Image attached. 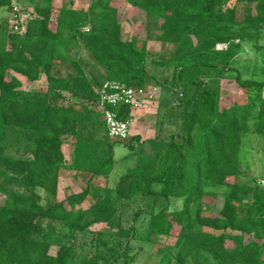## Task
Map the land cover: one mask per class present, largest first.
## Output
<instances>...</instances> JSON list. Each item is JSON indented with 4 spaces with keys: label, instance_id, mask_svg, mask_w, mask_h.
Masks as SVG:
<instances>
[{
    "label": "trees",
    "instance_id": "16d2710c",
    "mask_svg": "<svg viewBox=\"0 0 264 264\" xmlns=\"http://www.w3.org/2000/svg\"><path fill=\"white\" fill-rule=\"evenodd\" d=\"M29 1L23 36L0 18V264H137L142 256L143 264H264V184L242 180L247 140L264 139V96L249 103L256 86L264 94V81L235 76L246 104L228 108L221 107L218 82L234 70L243 43L264 50V0L135 1L151 18H183L162 28L158 39L175 47L160 53L136 39L123 41L117 10L101 0L91 12L71 9L66 0L58 10L53 0ZM14 2L0 0V12L12 15ZM56 61L70 72L62 75ZM162 71L169 73L166 83L157 81ZM43 73L45 92L20 90L16 75L36 82ZM109 81L182 94L179 116L168 111L180 127L166 137L158 130L148 143L152 159L116 168L98 93ZM112 110L119 120L132 118L130 106ZM70 141V171L106 178L86 210L71 211L58 200ZM139 143L138 136L126 143L132 159ZM89 194L69 203L79 205ZM220 194L219 215L204 216L205 201ZM173 200L183 201L181 210L169 211ZM158 201L167 205L158 209ZM193 205L200 208L195 215ZM98 224L109 231L91 234ZM158 236L176 242L164 246Z\"/></svg>",
    "mask_w": 264,
    "mask_h": 264
},
{
    "label": "rangeland",
    "instance_id": "374dc122",
    "mask_svg": "<svg viewBox=\"0 0 264 264\" xmlns=\"http://www.w3.org/2000/svg\"><path fill=\"white\" fill-rule=\"evenodd\" d=\"M66 1L72 2L71 9L82 10L84 12H91L93 8H95L93 4L97 2V0ZM135 1L138 0H101L99 3L108 4L117 10L118 22L122 26L123 41L130 42L131 40L136 39L138 45H142L143 42L146 43V47L151 52H171L175 46L171 44H166V46H164L158 38L160 36L161 30H163L165 27L174 26V22L176 24V21H181L183 18L180 15H172L169 17L170 14L166 16L167 18H151L147 15L146 10L142 6L139 7L134 3ZM63 3V0H53V6L56 10L62 7ZM230 3L234 5L235 2L231 1ZM14 7L16 10H24L26 8L31 11L33 4L29 0H18V3L14 2ZM26 16H28V14H23V18H26ZM0 18L3 19V21H6V23L8 22V29L11 31L14 30L11 28V15H9V13H6L5 10L1 11ZM191 22H193L192 19H189L186 22L184 21L185 24H189ZM182 28L183 27H180L178 30H181ZM26 31L27 28L25 27V29L23 28L22 30L15 33L23 36ZM198 32L193 30L189 33L191 39L194 42L197 41ZM260 44L264 46V37ZM241 50V54L233 63L234 70L230 72L227 77L218 81L220 83V102L221 107L223 108L244 106L246 104V90L239 87L235 80V76H240L241 79L245 80L264 81V50L260 52L257 51L256 48L249 42L243 43ZM83 54V57L86 58L87 54L85 52H83ZM56 64H59V62L56 61ZM59 65H62L63 68L62 75H66L68 72H70L67 69V66H64L65 64ZM168 76L169 73L167 71L157 73V81L159 80L162 83H166ZM16 77L22 83V88L20 89L21 91L39 93L45 92L48 88L47 76L44 73L36 82H29L21 75H16ZM262 91V86H256L250 90L249 103L253 102L259 104L262 101ZM148 92V100L145 99L144 101L148 104H145L139 110L134 111L132 114L134 118H131L130 128L133 129V131L135 130L136 133L142 132L138 135L140 138L139 144H142V146L139 148L137 154H134V156L131 155L133 156V159L130 157L131 153L126 147V143L128 142L129 138H131L132 133L125 141L109 139L110 142H114L116 144L114 148V159L117 161V164L115 165L116 168H119L121 164L129 163V161L133 163L136 158H141L142 160L152 159V146L148 143L159 134L158 130L160 129V134L163 137H166L169 133H176L177 129L180 127L181 121L177 117L181 112L178 109V105L183 101L182 94L180 92H174V95H172V93H169L168 91H162L160 87H157L156 89H148ZM171 108L173 110V114L177 115L176 118L170 117L168 111H170ZM66 145L67 146L63 148V151L68 162V169L63 170L61 173L58 200L64 201L67 208L71 211H76L79 209L86 210L90 207V203L92 199L96 197L98 191L105 186L106 178L101 175L92 177L90 173L71 172L70 169L73 167L74 162V148L70 143ZM245 150L246 155L242 160V180L247 182L257 179L261 180L262 184H264V139L257 136L248 139L245 144ZM229 182H233V179H229ZM86 190H88L90 194L82 201L81 204L76 205L75 203H69V200L73 195H79ZM4 200L5 198L0 196V205L4 202ZM223 201L224 197L221 194L214 200L207 199L203 207H201L202 214L206 217L218 216L222 209ZM182 202V200H173L169 205V211L172 212L173 210H181L183 205ZM166 205V202L158 201L156 207L158 209H162ZM198 209H200L198 206L193 205L191 208L192 214L195 215ZM145 229L146 227L144 225L142 232H144ZM176 230L178 229L176 228ZM107 231H109V228L103 224L93 225L89 229L91 234ZM245 240L246 242L252 241L249 236H247ZM155 242H159V244L164 246H172L176 242V238L175 236H158L155 239ZM134 246L136 247L135 252H138L139 244L134 242ZM143 249L144 251L149 250L147 246H145ZM53 250H55V248ZM147 256L148 255L145 254V259ZM143 263L144 258L142 256L139 258L137 264ZM189 264L193 263L190 262Z\"/></svg>",
    "mask_w": 264,
    "mask_h": 264
},
{
    "label": "built area",
    "instance_id": "2783aa9c",
    "mask_svg": "<svg viewBox=\"0 0 264 264\" xmlns=\"http://www.w3.org/2000/svg\"><path fill=\"white\" fill-rule=\"evenodd\" d=\"M14 9L15 10H13V13L11 15V28L14 29L12 32L15 33L22 30L23 28L25 29V27L27 28L28 20L31 17V11L25 12L22 9ZM23 14H28V16H26V18H23ZM217 48L225 49L226 46L219 45ZM98 93L101 95L100 107L102 108L104 113V120L106 122L108 136L112 140L125 141L130 137L131 134V120H119L118 114L112 109H117L122 106H130L133 112L139 110L140 108H142V106L148 104L144 102L145 99L148 100V90H134L127 88L125 85L118 82L109 81L105 83L104 87ZM110 107L112 108L110 109Z\"/></svg>",
    "mask_w": 264,
    "mask_h": 264
},
{
    "label": "crops",
    "instance_id": "0c3cea01",
    "mask_svg": "<svg viewBox=\"0 0 264 264\" xmlns=\"http://www.w3.org/2000/svg\"><path fill=\"white\" fill-rule=\"evenodd\" d=\"M243 45V44H242ZM241 52H242V50H241ZM241 54V53H240ZM170 105V104H169ZM134 118V116L132 117V119ZM131 133H132V136L131 137H134V136H138L140 133H142V132H139V133H136L135 132V130L133 131V129H131ZM70 144H72V146H73V142L72 141H70ZM65 146H67V145H65ZM64 146V147H65ZM63 147V148H64ZM74 148V147H73ZM64 152V151H63ZM65 154V153H64ZM73 155H74V151H73ZM60 177H61V174H60Z\"/></svg>",
    "mask_w": 264,
    "mask_h": 264
}]
</instances>
